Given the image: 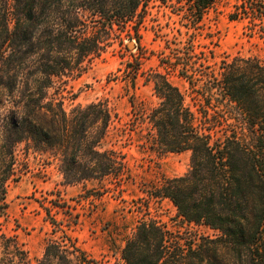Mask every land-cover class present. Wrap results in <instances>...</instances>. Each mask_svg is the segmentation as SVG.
Wrapping results in <instances>:
<instances>
[{"label": "trees", "instance_id": "16d2710c", "mask_svg": "<svg viewBox=\"0 0 264 264\" xmlns=\"http://www.w3.org/2000/svg\"><path fill=\"white\" fill-rule=\"evenodd\" d=\"M149 1L0 0V264H31L25 245L4 228L20 145L50 153L65 185L98 181L120 187L129 180L124 155L104 147L115 118L108 101L68 111L66 94L69 82L85 73L112 39L139 34ZM221 1L177 0L175 10H185L196 28ZM229 20L247 21L264 43V0H240ZM210 54L197 53L190 42L160 59L164 72L145 73L137 60L111 77L135 88L142 76L144 85L152 86L156 105L138 107L130 97L132 131L142 133L151 150L190 154L186 175L164 176L144 193L170 200L183 222L218 231L221 240L214 243L226 246L229 264H264V58L237 56L215 68ZM172 78L185 81L187 92ZM51 224L62 234L47 239L36 264H98L60 224ZM205 252L180 231L142 218L122 259L204 264Z\"/></svg>", "mask_w": 264, "mask_h": 264}, {"label": "rangeland", "instance_id": "374dc122", "mask_svg": "<svg viewBox=\"0 0 264 264\" xmlns=\"http://www.w3.org/2000/svg\"><path fill=\"white\" fill-rule=\"evenodd\" d=\"M238 2L222 0L195 28L185 19V10H175L177 0H150L139 34L132 31L130 37L122 34L112 39L106 52L79 78L69 82L68 111L77 104L108 101L115 118L104 147L124 155L130 178L120 187L98 181L65 185L57 161L50 153H38L31 145H20L16 180L8 192L9 214L4 228L9 235L16 234L25 245L31 264L43 257L49 237L62 234L55 232L53 220L98 264H125L122 251L142 218H152L171 231H180L187 243L202 244L206 251L204 264L231 263L226 246L221 241L214 243L221 240L218 231L183 222L170 200L150 199L144 193L164 176L186 175L190 154L151 150L142 133L132 131L130 97L138 107L156 105L158 100L152 86L144 85L142 76L138 77L135 88L131 82L113 80L111 76L121 75L128 64L136 66L137 60L145 73L164 72L160 59L190 42L194 43L197 53H213L210 62L215 68L221 60L237 56L264 58V43L251 34L248 22L229 20ZM130 42L135 48H129ZM172 81L187 92L185 81L178 78Z\"/></svg>", "mask_w": 264, "mask_h": 264}, {"label": "water", "instance_id": "95a60500", "mask_svg": "<svg viewBox=\"0 0 264 264\" xmlns=\"http://www.w3.org/2000/svg\"><path fill=\"white\" fill-rule=\"evenodd\" d=\"M129 48L131 49V48H135V44L133 43V42H130V44H129Z\"/></svg>", "mask_w": 264, "mask_h": 264}]
</instances>
